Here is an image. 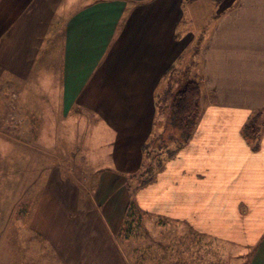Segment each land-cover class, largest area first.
<instances>
[{"label": "crops", "instance_id": "crops-1", "mask_svg": "<svg viewBox=\"0 0 264 264\" xmlns=\"http://www.w3.org/2000/svg\"><path fill=\"white\" fill-rule=\"evenodd\" d=\"M205 18L210 25L199 23ZM200 27L199 115L134 188L128 174L156 132L157 103L168 82L169 94L182 84L169 72H184L179 58ZM41 78L63 117L92 120V141L101 142L86 155L85 174L60 161L39 168L27 229L43 242L44 264H131L116 236L128 207L145 226L177 234L178 260L160 264H200L183 238L235 243L251 249L249 264H264V0H0V82ZM249 120L258 123L250 138Z\"/></svg>", "mask_w": 264, "mask_h": 264}, {"label": "rangeland", "instance_id": "rangeland-1", "mask_svg": "<svg viewBox=\"0 0 264 264\" xmlns=\"http://www.w3.org/2000/svg\"><path fill=\"white\" fill-rule=\"evenodd\" d=\"M195 14L192 11V19L198 23ZM206 18L199 23L210 25L211 19ZM206 31L202 27L198 28L197 39L205 35ZM193 49L194 44L190 52L179 58V62L184 59L182 65L189 72L180 73L174 66L169 72L168 81L178 76L182 78V86L188 80L200 79L197 54L192 52ZM21 84L11 80L0 82V264H44L48 256L46 258L41 252L43 242L27 229L41 196L43 178L39 168H47L60 161L64 165L71 164L76 175L81 170L85 174V168H82L85 157L101 142L92 141L98 135L92 120H81L78 114L63 117L55 105L56 96L51 97V94L40 91L47 90L45 78L37 79L32 84ZM169 84L165 85L166 93L164 85L162 87L165 96L157 107L159 119L156 132L147 148L150 156L164 155L168 148L178 143V132L170 128L173 93H167L171 89L168 88ZM205 96L202 90L200 99ZM22 104L24 108L27 107L25 112L20 106ZM257 126V122L249 120L243 129L244 134L250 138V133L257 130ZM131 175L128 174V177ZM131 213H135L134 208ZM164 226H145L140 219L131 225L127 235L123 231L116 234L121 250L131 264H160L165 257L172 258L174 262L178 260L175 258L179 254L174 249L177 234L172 231V226ZM190 240L183 238V246L188 252L195 250L200 264H249L251 249H242L235 243L204 244L201 239L200 243L194 244ZM188 256L185 253V259Z\"/></svg>", "mask_w": 264, "mask_h": 264}, {"label": "trees", "instance_id": "trees-1", "mask_svg": "<svg viewBox=\"0 0 264 264\" xmlns=\"http://www.w3.org/2000/svg\"><path fill=\"white\" fill-rule=\"evenodd\" d=\"M197 41L194 42L195 49L192 50V52H195L196 54L198 51V47L201 44V38L197 39ZM187 71L189 72V69L185 68L183 73ZM199 78V80L194 79L186 81V83L179 87L175 93H173L172 95L170 93L172 97L170 104V117L172 122L170 124V128L178 132V143L173 148H168L165 152V155H157L156 157L150 156L151 154L147 149L150 142H152L151 139H149V141H147L143 145L145 152L141 167L139 168L137 173L132 174L128 177V180L130 182H134V188L143 186L145 183L150 181L163 161L172 156L178 145L188 138L191 129L194 126L195 120L197 119L200 112L202 82L201 77ZM158 106L159 104L157 103V107ZM128 210L129 207L125 212L123 227L121 228V231L125 232L126 235L131 229V225L134 224V222L136 223L137 221H139L140 214L137 209H135L134 214L131 213L132 209H130L129 211Z\"/></svg>", "mask_w": 264, "mask_h": 264}]
</instances>
